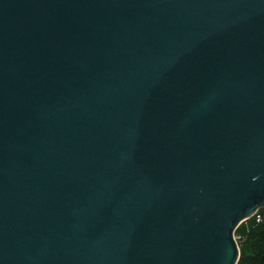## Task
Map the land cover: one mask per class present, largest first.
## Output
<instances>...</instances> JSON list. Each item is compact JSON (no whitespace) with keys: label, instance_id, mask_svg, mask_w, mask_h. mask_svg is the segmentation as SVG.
I'll return each mask as SVG.
<instances>
[{"label":"water","instance_id":"obj_1","mask_svg":"<svg viewBox=\"0 0 264 264\" xmlns=\"http://www.w3.org/2000/svg\"><path fill=\"white\" fill-rule=\"evenodd\" d=\"M264 206V0H0V264H237Z\"/></svg>","mask_w":264,"mask_h":264},{"label":"trees","instance_id":"obj_2","mask_svg":"<svg viewBox=\"0 0 264 264\" xmlns=\"http://www.w3.org/2000/svg\"><path fill=\"white\" fill-rule=\"evenodd\" d=\"M236 235L241 236L237 264H264V228L256 225H239Z\"/></svg>","mask_w":264,"mask_h":264},{"label":"built area","instance_id":"obj_3","mask_svg":"<svg viewBox=\"0 0 264 264\" xmlns=\"http://www.w3.org/2000/svg\"><path fill=\"white\" fill-rule=\"evenodd\" d=\"M242 224L246 225V226L249 224H252V225L261 226L262 228H264V206L255 209L247 219H245L239 223V225H242ZM240 237H241L240 235L234 236V238L237 242V245L239 243Z\"/></svg>","mask_w":264,"mask_h":264},{"label":"rangeland","instance_id":"obj_4","mask_svg":"<svg viewBox=\"0 0 264 264\" xmlns=\"http://www.w3.org/2000/svg\"><path fill=\"white\" fill-rule=\"evenodd\" d=\"M235 235H236V233H235Z\"/></svg>","mask_w":264,"mask_h":264}]
</instances>
